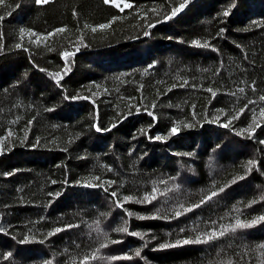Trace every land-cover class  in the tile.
<instances>
[{
  "label": "trees",
  "instance_id": "1",
  "mask_svg": "<svg viewBox=\"0 0 264 264\" xmlns=\"http://www.w3.org/2000/svg\"><path fill=\"white\" fill-rule=\"evenodd\" d=\"M128 1L123 11L104 0L0 5V264H81L92 254L88 264H264V222L159 247L264 215V0H191L166 21L183 0ZM20 29L37 34L25 35L27 51L14 47ZM65 51L75 54L65 60ZM245 105L261 125L252 138L239 134L252 123L248 109L223 127ZM178 121V135L153 139ZM249 160L258 161L251 172ZM154 186L156 200L135 202ZM153 215L167 219L138 218Z\"/></svg>",
  "mask_w": 264,
  "mask_h": 264
},
{
  "label": "snow or ice",
  "instance_id": "2",
  "mask_svg": "<svg viewBox=\"0 0 264 264\" xmlns=\"http://www.w3.org/2000/svg\"><path fill=\"white\" fill-rule=\"evenodd\" d=\"M50 2H52V0H34V3L36 5H40V6H44V5H48ZM191 2V0H183V2H179L178 3V6L177 7H173L170 9V12L169 14H166L164 16V20H170L172 19L173 17H175L179 12H181L189 3ZM104 3L105 4H112L114 5L117 9H119L120 11H123L124 8H132L133 5L131 3H125L123 8L121 7V5L119 3L116 2V0H104ZM5 4V0H0V5H4ZM234 6V5H233ZM17 7H19V5H17ZM75 14V13H74ZM230 14V10L228 11H224L223 12V16L224 17H227L228 15ZM8 15H11V12L9 11L8 12ZM157 15H159L157 13ZM4 19V16H0V21H3ZM160 21H157V23H159ZM110 24H111V21L108 23V24H101L99 25L98 27L100 29H104V28H107V27H110ZM154 25L152 24H149L148 27L151 28L153 27ZM85 27H89L88 25H85ZM66 29L61 27V28H57L55 29L54 31H51L49 32L47 35L48 36H54L58 33H62L64 32ZM93 32L96 31V28H92L91 29ZM223 31V30H221ZM28 35L29 38H31L32 36L34 35H37L36 33L34 32H31V31H28L27 33L25 32L24 29H20L19 31V39L21 42H18L14 45L15 49H24V45H23V41H24V38H25V35ZM150 33L148 31H145L143 33L144 36H148ZM3 40V36L2 34H0V41ZM30 42L32 43H40L41 40H40V37L37 36V39L35 41H31L30 39ZM192 44L193 46H197V47H203V48H209L210 47V44L209 42L205 41L204 43H201L200 40H194L192 41ZM25 51H27V49H24ZM51 50V49H49ZM4 51V45L3 43H0V53H2ZM76 51H79V47L76 48ZM75 53L74 52H68V51H65L63 52V56L65 58V60H67V58L69 56H73ZM151 67V66H150ZM65 71H70V69L67 68V65H66V69ZM54 76L57 78V82L59 81L61 77V74L60 73H56L54 74ZM185 84L187 83L186 81L184 82ZM183 86V85H181ZM207 91H209L210 93L213 94V96L216 95L215 92H213V90L211 88L207 89ZM240 92H243L244 89L243 88H240L239 89ZM234 95V93H233ZM67 99H72V100H78V99H89V97L87 96H72L70 98L66 97ZM259 99L261 101H264V96H261L259 97ZM94 103V101H93ZM249 104H255V101H249ZM245 109H248V105H245L244 108H241L239 113H237L236 115H233L231 116L224 124H223V127L225 128H228L231 126L232 124V121L233 120H236V119H239V116L241 114H243V112L245 111ZM249 111L252 112V123L249 124V126L245 129H242L240 131V135H244L245 133L248 134L249 138H252L254 135H255V132H256V129L257 128H260L261 125L260 123L257 122L256 120V114H255V109L254 108H251V109H248ZM137 111H139V109H137ZM149 115H153V113H148ZM129 115H131V113H129ZM195 115V113H194ZM227 115V113L225 114ZM260 115L261 116H264V108H261L260 109ZM213 123H215L216 121H212ZM181 123L180 121L172 124V126L170 127L169 131H168V134L166 136H160V135H157L155 137H153V139L157 140V141H160V140H167L169 139L170 137L172 136H176L178 135L180 132H181ZM255 125V126H253ZM117 125L116 124H113L112 127H116ZM183 127L184 128H191L193 127L192 124H189V123H184L183 124ZM96 130L97 131H101V129L99 128L98 125H96ZM104 131H108L110 129H103ZM143 131V130H142ZM9 136L12 135L11 132H9L8 134ZM26 138V137H25ZM3 139H7V137H4ZM39 142H37V145H38ZM261 144H264V141H260ZM37 145H34V146H37ZM3 151H4V148H3V143H2V140H0V154H3ZM186 155H191V154H186ZM258 166V161H255V160H249L248 161V168H247V171L248 172H251L252 171V168L253 167H256ZM245 177H239V179H244ZM99 179V178H97ZM172 180H174L175 178H171ZM236 181L234 180L233 183H235ZM109 183H115L114 181H111ZM162 184H167V181H161ZM88 187H100L99 184H88L86 185ZM105 191H107V189H105ZM157 188L154 186L153 189H152V193L151 194H146L142 199H139V200H135L136 203H151L153 200H156L157 199ZM220 192H223L224 191V188H220L219 189ZM164 193H161V195H163ZM55 195L59 196L60 194L59 193H56ZM111 197L113 198H116L117 197V193L115 191L111 192L110 193ZM218 193L216 191H213L211 192V194L204 200H201L200 201V204H196V205H193L192 207L190 208H184L183 205H180L181 208H183V212L177 210L174 212V216L173 218H176V217H179L181 215H183L184 213L186 212H189V211H192L193 208L195 207H200L201 204H204L206 203L208 200H211L213 197L217 196ZM125 202L127 201H133L134 198L131 197V196H126V197H123L122 198ZM262 199H264V197H262ZM258 201H253L252 203H257ZM116 203H117V206L119 207H123V204L120 202V200H116ZM248 207H251V204L248 205ZM129 217H131L132 213H128ZM139 219H161V218H164V219H167V217H160L159 215H153L151 217H144V216H139L138 217ZM260 222H264V215H261L257 218H254L253 220H251L250 222H243L241 221L240 219H236L235 221V224L233 225H230V226H226L224 227L223 231H215L213 230L211 233L207 234V237L206 239L202 240L199 236L195 239V240H191V239H184V240H178L175 242V244H168V243H163V244H160L159 247L161 249H165V248H171V247H177V246H182V245H187V244H193V243H207L208 241H211L213 239H217L219 237H222L225 235L226 232H235L237 229H246V228H250ZM127 224V221H125V225ZM68 227H72L71 225H69ZM63 229H60V228H57L55 230V232H59V231H62ZM97 230L99 231V228L97 226ZM4 229L2 227H0V232H3ZM117 232H124V233H128L129 230L128 228L125 226V227H121V228H117L116 229ZM183 231V229L181 230ZM55 233H49V235H54ZM130 235L132 236H136V237H139L140 239H144V236L146 235V233H140V232H131L129 233ZM106 235V234H105ZM31 242L28 238H24L22 239L21 243H29ZM111 243H117V241H111ZM108 245L107 244H101V248H104V247H107ZM261 247H264V245H262ZM135 255L136 256H139L140 255V249H137L135 251ZM12 257V253L9 252L7 253V255L4 257L5 259H8ZM128 259H131V257H126ZM96 259H99V257H97L95 254H92L91 256H85L84 259L82 260L81 264H88L89 260H96ZM111 259H118V257H111ZM45 264H52L51 261H46Z\"/></svg>",
  "mask_w": 264,
  "mask_h": 264
},
{
  "label": "rangeland",
  "instance_id": "3",
  "mask_svg": "<svg viewBox=\"0 0 264 264\" xmlns=\"http://www.w3.org/2000/svg\"><path fill=\"white\" fill-rule=\"evenodd\" d=\"M117 3H119L121 5V7L124 6L125 3H130L128 0H116ZM179 184V187L177 186V188H181L183 187V184L182 183H178ZM90 231H93L92 229ZM94 232V231H93ZM15 261L19 262V260L16 258Z\"/></svg>",
  "mask_w": 264,
  "mask_h": 264
}]
</instances>
